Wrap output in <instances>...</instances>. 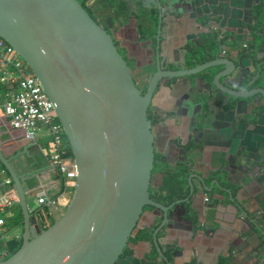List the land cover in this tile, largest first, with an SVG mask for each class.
I'll use <instances>...</instances> for the list:
<instances>
[{
  "label": "crops",
  "instance_id": "crops-1",
  "mask_svg": "<svg viewBox=\"0 0 264 264\" xmlns=\"http://www.w3.org/2000/svg\"><path fill=\"white\" fill-rule=\"evenodd\" d=\"M159 1L163 3V0H86L98 23L109 28L139 86L143 87L147 74L156 70V58L168 70L193 67L183 64L189 49L205 48L203 37L215 33L224 42L218 49L213 48L205 55L199 53L198 57L234 61L239 67L237 73L224 78L222 83L252 96L231 101L216 88L207 92L202 83L192 82L190 88L187 78L165 81L151 108L160 156L152 190L159 191L165 174L174 171L187 157L192 168L184 199L189 201L183 204L184 216L180 205L171 209L170 230L166 226L160 229L162 212L145 213L137 230L143 237L131 244V253L120 264H164L158 251L160 246H156L158 238L165 248L163 253L174 264H219L226 256L229 258L224 261L231 259L233 264H264L259 256L264 245L258 239L264 242V234L258 227V221L264 224V98L255 94L258 89L264 90V0H164L160 25ZM259 17L261 43L254 55L244 56L242 53L248 51L245 46L252 40L250 28ZM223 69L218 66L209 70L208 75L212 79ZM1 86L0 109L13 94L12 86L0 83ZM201 93H205L204 97ZM186 100H197L204 104L203 109L209 108L213 124L205 133L197 134L191 112L185 117L179 114V107ZM49 140L46 131L35 142L26 140L23 134L10 128L0 111L1 149L7 158L13 159L15 170L26 176L31 192L43 188L48 199L55 202L41 205L43 212L37 218L43 227L60 218L73 196V190L61 186L57 171L45 155ZM189 143L195 147L185 153L184 146ZM217 174L222 176L221 188L214 183L219 180ZM5 176L0 164V181ZM201 180L208 187L205 195ZM190 183L194 186L192 198ZM2 190L0 187V195ZM188 219L194 220L195 229L185 221ZM10 221L7 232L0 234V256L4 258L10 254L9 243L21 240L22 235L21 228L9 229Z\"/></svg>",
  "mask_w": 264,
  "mask_h": 264
},
{
  "label": "water",
  "instance_id": "water-1",
  "mask_svg": "<svg viewBox=\"0 0 264 264\" xmlns=\"http://www.w3.org/2000/svg\"><path fill=\"white\" fill-rule=\"evenodd\" d=\"M164 2H157L159 25ZM0 38L41 83L78 172L69 205L60 218L43 227L38 220L43 212L37 202L39 191H30L26 176L15 170L13 159L0 147V164L13 182L23 217L18 227L22 229L21 245L0 264H120L148 208L162 212L160 229L166 226L170 230L171 209L180 205L184 216L183 204L189 201L186 198L165 206L150 194L158 147L149 115L163 84L187 78L190 88L192 82L202 83L207 92L216 88L227 100L252 96L222 83L239 69L225 58L174 71L156 58V70L147 74L140 87L113 36L78 0H0ZM189 60L197 62L192 56V60L184 59V66ZM218 66L224 69L211 79L209 70ZM256 91L264 98V90ZM203 105L186 100L179 107L184 117L192 113L200 135L213 124L209 108L203 109ZM218 178L214 183L221 188L222 176ZM201 183L205 195L208 187L204 180ZM190 186L192 198L194 186ZM241 211L245 212V206ZM185 221L195 229L193 219ZM258 227L264 234V224L258 221ZM258 239L264 245L262 238ZM161 244L162 240L156 239L161 263L174 264ZM259 256L264 259V252Z\"/></svg>",
  "mask_w": 264,
  "mask_h": 264
},
{
  "label": "built area",
  "instance_id": "built-area-1",
  "mask_svg": "<svg viewBox=\"0 0 264 264\" xmlns=\"http://www.w3.org/2000/svg\"><path fill=\"white\" fill-rule=\"evenodd\" d=\"M0 83L13 87V94L0 109L8 124L15 132L23 134L28 141H36L46 131L50 137L45 149L50 166L58 171L66 189L73 190L76 185L77 166L73 157H67L64 144V130L57 120L53 104L46 96L41 83L30 73L27 65L15 50L0 38ZM3 188L0 195V234L7 232V222L15 215L18 195L11 178L7 175L0 181ZM73 195V194H72ZM46 191L42 188L38 194V204L47 202ZM69 201V200H68ZM209 200L206 198V202ZM4 259L0 256V262Z\"/></svg>",
  "mask_w": 264,
  "mask_h": 264
},
{
  "label": "trees",
  "instance_id": "trees-1",
  "mask_svg": "<svg viewBox=\"0 0 264 264\" xmlns=\"http://www.w3.org/2000/svg\"><path fill=\"white\" fill-rule=\"evenodd\" d=\"M78 1L81 2L83 7L86 8L87 12L97 21L96 16L92 13L90 8H88V6L86 5V0H78ZM260 24H261V21H260V17H259V18H257L256 24L250 28L252 40L248 41L246 44L245 49H248V51H244L243 53L241 52L242 54H244V56H245V54L254 55V52L256 51V47L261 43L262 37L259 34ZM104 29L110 33L109 28H104ZM203 39L204 40L202 42H203V44L205 43L204 44L205 48H201V50H200L199 47L197 46L194 49H189L187 59L192 60V56H193V58L195 57V59L197 60V62H195V64L194 63L192 64V62L189 60V65H196V64H201V63L209 61L208 60L209 58L207 59L205 56L204 57H198V54L200 53V55H201V53L203 52L205 55L207 52H209V51L211 52L213 48L218 49L220 47L221 43L224 42V41H220L215 33L205 34ZM0 89H3L2 86L0 87ZM149 117L151 119L154 118L152 112H150ZM64 144H65V148L67 151L66 156L72 158L73 155H72L71 149H70L66 140H64ZM194 147L195 146H193V143L186 144L184 146V152L189 153ZM159 160H160V156L157 155L156 165H155V169H154L153 174H155L156 170L158 169L157 165H158ZM191 168L192 167H191V162H190L189 158L185 157V160L179 162L176 165V169L174 171H168L165 174L163 184L160 187L159 191L151 190V192H150L151 198L157 202L164 204V205H169V204H171L177 200L184 199L187 195L188 178H189ZM218 174L216 177L219 176ZM59 180L61 181V183H60L61 186L64 187L63 180L61 178H59ZM223 185L226 186L227 183L223 182ZM17 208H18L17 212L15 213L14 217L11 219V221L9 223V229L10 228L16 229L22 223L23 217H22L21 211H20L18 206H17ZM148 210H151V208H148ZM7 224H8V222H7ZM142 237H143V235L142 234L140 235V232L136 231L134 238H132V240H131V244L133 242L137 241L139 238H142ZM20 245H21V240L14 239L13 241H11L9 243V253L12 254V253L16 252L19 249ZM130 253H131V251L129 250V248H127L126 252H125V256L129 255ZM221 262H226V261L222 260Z\"/></svg>",
  "mask_w": 264,
  "mask_h": 264
},
{
  "label": "rangeland",
  "instance_id": "rangeland-1",
  "mask_svg": "<svg viewBox=\"0 0 264 264\" xmlns=\"http://www.w3.org/2000/svg\"><path fill=\"white\" fill-rule=\"evenodd\" d=\"M34 205V203H32V206Z\"/></svg>",
  "mask_w": 264,
  "mask_h": 264
},
{
  "label": "flooded vegetation",
  "instance_id": "flooded-vegetation-1",
  "mask_svg": "<svg viewBox=\"0 0 264 264\" xmlns=\"http://www.w3.org/2000/svg\"><path fill=\"white\" fill-rule=\"evenodd\" d=\"M245 46V45H244ZM246 47V46H245Z\"/></svg>",
  "mask_w": 264,
  "mask_h": 264
}]
</instances>
